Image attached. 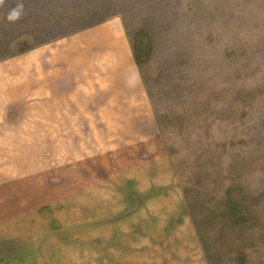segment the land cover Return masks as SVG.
<instances>
[{
  "label": "rangeland",
  "instance_id": "obj_1",
  "mask_svg": "<svg viewBox=\"0 0 264 264\" xmlns=\"http://www.w3.org/2000/svg\"><path fill=\"white\" fill-rule=\"evenodd\" d=\"M15 3L0 60L78 51L48 70L61 111L21 115L60 127L27 146L43 198L0 222V264H264V0H23L9 23ZM102 21L130 45L139 105L101 103L107 60L78 36Z\"/></svg>",
  "mask_w": 264,
  "mask_h": 264
},
{
  "label": "crops",
  "instance_id": "obj_2",
  "mask_svg": "<svg viewBox=\"0 0 264 264\" xmlns=\"http://www.w3.org/2000/svg\"><path fill=\"white\" fill-rule=\"evenodd\" d=\"M109 22L102 21L89 26L78 36L85 37L83 51L86 55L94 58L99 55L102 63L107 60L103 70L108 71L109 78L104 77L99 83L101 89H109L110 95L102 91L101 103L117 106L121 98L126 96L133 104L136 101L139 105L144 91L132 50L121 26L117 22ZM61 48L65 49L64 53H69L68 57H61L57 50ZM77 51L78 48L75 49L70 41L60 44L51 42L0 60V222L12 217L17 210L35 207L38 198H43L44 188H39L33 179L38 177L35 167L37 169L39 166V152L37 148L30 152L27 146L45 144L44 137L39 136V130L60 126L55 122L44 124L39 117L33 121H20V118L29 113L39 116L61 111L57 102H61V97L66 94H62L58 86L46 88V81L54 78V73L50 74L48 70L56 67L58 60L75 62L74 57L71 60V55L74 56ZM107 53L111 56L108 57ZM30 98H36L37 103L29 104ZM11 112L19 116L14 118ZM100 126L108 127L104 124Z\"/></svg>",
  "mask_w": 264,
  "mask_h": 264
},
{
  "label": "clouds",
  "instance_id": "obj_3",
  "mask_svg": "<svg viewBox=\"0 0 264 264\" xmlns=\"http://www.w3.org/2000/svg\"><path fill=\"white\" fill-rule=\"evenodd\" d=\"M7 0H0V8H4ZM25 5L23 0H16V3L13 7H11L5 16V19L9 23H16L20 19H22L24 15Z\"/></svg>",
  "mask_w": 264,
  "mask_h": 264
},
{
  "label": "trees",
  "instance_id": "obj_4",
  "mask_svg": "<svg viewBox=\"0 0 264 264\" xmlns=\"http://www.w3.org/2000/svg\"><path fill=\"white\" fill-rule=\"evenodd\" d=\"M98 23V22H97Z\"/></svg>",
  "mask_w": 264,
  "mask_h": 264
}]
</instances>
